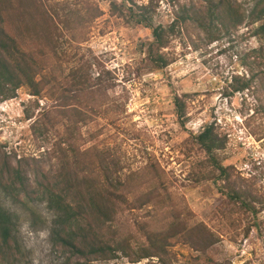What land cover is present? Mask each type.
<instances>
[{
    "label": "rangeland",
    "instance_id": "rangeland-1",
    "mask_svg": "<svg viewBox=\"0 0 264 264\" xmlns=\"http://www.w3.org/2000/svg\"><path fill=\"white\" fill-rule=\"evenodd\" d=\"M115 1L119 4L122 0ZM29 2L22 0L23 5ZM41 2L48 13L52 3L55 8H60L57 4L71 8L78 5L71 15V32L63 28L61 36L49 39L35 11L23 41L32 42L30 34L38 36L41 57L51 56L55 46L65 73L83 68L108 88L102 96L107 98L112 113L98 116V121L89 124L81 123L85 138L112 154L125 173L140 170L150 162L158 164L164 172V183L188 215L190 226L207 227L213 236L206 243L196 237L174 243L168 249L169 264H264V131H260L264 127V101L256 89L237 91L252 77L249 64L259 40L251 30L264 20L250 25L244 18L236 28L222 29L203 12L200 22L188 21L174 28L168 47L160 51L168 65L157 71L152 58L157 59L160 52L153 45L151 30L136 22L135 15L127 10L123 15L111 14L112 0ZM135 2L151 4L155 26L171 25L176 17L174 0ZM234 3L240 13L253 7L250 0ZM86 7L100 12L93 23L81 21L76 15L79 9L86 14ZM9 19L14 24L10 26L13 33L20 35L23 22L15 16ZM253 85L259 87L258 82ZM176 95L186 96L188 121L184 126L175 114ZM57 98L48 94L43 99L34 98L24 88L17 98L1 103L0 149L8 154L15 151L21 157L37 156L40 152L30 125L40 112L57 106ZM256 109L260 114L247 122ZM26 114L35 117L28 120ZM211 122L217 123L228 139L225 149L217 152L218 159L224 166L233 167L242 189L253 194L255 212L246 211L227 197L212 163L195 142V134ZM0 204L18 217L17 237L22 250L12 264H63L52 244L54 213L46 201L21 206L0 191ZM147 209L145 206L141 212ZM148 262L145 259L137 264ZM113 263L136 264L126 258L95 264Z\"/></svg>",
    "mask_w": 264,
    "mask_h": 264
},
{
    "label": "trees",
    "instance_id": "trees-1",
    "mask_svg": "<svg viewBox=\"0 0 264 264\" xmlns=\"http://www.w3.org/2000/svg\"><path fill=\"white\" fill-rule=\"evenodd\" d=\"M29 1L23 5L22 0H0V105L17 98L18 91L24 88L34 98L56 95L59 104L40 112L30 125L40 152L37 156L21 157L15 151L8 154L0 149V191L21 206L46 201L54 213L52 244L61 254L63 264H95L125 258L136 264L145 259L149 260L147 264H169L168 249L174 243L193 237L210 242L213 236L207 227L190 226L188 215L164 183V172L158 164L150 162L140 170L125 173L112 154L85 138L81 123L89 124L98 116L112 113L107 98L102 96L108 88L83 68L65 73L57 60L55 46L50 50L51 56L41 57L38 36L30 34V43L22 39L35 11L40 14L49 39L61 36L63 28L71 32V15L78 5L71 8L68 4H57L60 8H55L52 3L48 13L41 8V0ZM181 1L174 0L176 17L165 27L153 24L151 4H137L135 0H122L118 4L112 0L110 11L113 15H123L126 10L134 14L136 22L151 30L156 52L168 47L175 27L188 21L200 22L203 12L222 29L236 28L244 18L249 19L250 25L264 20V0H250L253 7L243 13L234 0H185L184 4ZM85 10L86 14L76 10L77 17L84 22L93 23L99 16L96 13H100L97 8ZM11 16L23 22L21 36L10 28L14 25ZM251 35L259 40L249 64L252 77L237 91L256 89L264 101V22L251 30ZM152 60L157 71L168 65L161 52ZM256 68L258 72H254ZM255 82L259 87L253 85ZM174 108L179 123L186 125V96L176 95ZM258 114L256 109L247 122ZM34 117V114L26 116L28 120ZM97 127L102 129L98 123ZM260 128L264 131L263 126ZM194 139L212 163L227 197L246 211L255 212L253 194L242 189L233 167L224 166L218 159L217 152L225 149L228 140L219 125L206 123ZM145 206L148 209L142 213ZM17 233L18 217L0 204V264H12L19 259L22 248Z\"/></svg>",
    "mask_w": 264,
    "mask_h": 264
}]
</instances>
